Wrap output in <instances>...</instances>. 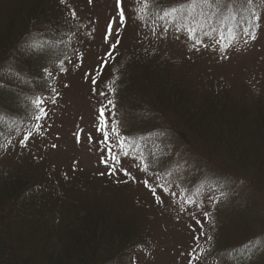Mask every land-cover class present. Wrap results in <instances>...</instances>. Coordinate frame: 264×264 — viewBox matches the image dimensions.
<instances>
[{
	"label": "rangeland",
	"instance_id": "1",
	"mask_svg": "<svg viewBox=\"0 0 264 264\" xmlns=\"http://www.w3.org/2000/svg\"><path fill=\"white\" fill-rule=\"evenodd\" d=\"M25 1L0 0V25L11 24L10 10L29 3ZM184 3L120 0L121 25L117 0H62L58 39L48 34L51 28L41 34L35 24L24 30L19 18L13 21L9 46L17 49L11 56L16 61L10 57L0 68L6 75L0 77V131L11 116L17 125L0 137L6 139L0 145L7 144L0 148V180L25 176L37 183L43 176L51 183L59 181L53 188L67 192L75 204H118L149 234L148 246L136 253L137 264H264L261 164L240 168L224 150L210 155L204 142L181 129L172 110L156 103L162 83L197 95L226 88L232 102L248 108L254 100L264 102V0L244 4L255 13L254 24L210 21L212 28L223 29L224 38L206 27L197 33L200 43L164 15ZM233 29L238 33L235 42ZM22 46L26 53L19 54ZM27 57L28 66L23 60ZM128 57H138L149 71L139 80L135 73L127 77V92L117 103L110 91L114 69ZM105 58L112 62L105 65ZM38 96L44 98L41 107L47 115L36 121L33 101ZM108 100L117 106L105 109L110 117L105 142L104 132L98 130L103 124L99 109ZM139 100L143 109L135 105ZM148 119L156 121L150 130L144 123ZM13 129L18 136H12ZM120 138H126L123 147ZM156 148L166 155L153 164ZM144 163L150 165L147 172L142 170ZM177 163L175 173L165 176ZM44 214L50 229L59 226L56 214ZM56 237H45L49 247L56 246Z\"/></svg>",
	"mask_w": 264,
	"mask_h": 264
},
{
	"label": "trees",
	"instance_id": "2",
	"mask_svg": "<svg viewBox=\"0 0 264 264\" xmlns=\"http://www.w3.org/2000/svg\"><path fill=\"white\" fill-rule=\"evenodd\" d=\"M25 2L29 3H23L14 9L9 7L11 19L9 14L7 16L11 24L0 25V68L16 54L17 49L12 51L9 42L15 31L12 22H16L17 18L19 26L24 27V30L35 24L40 28L39 33L43 34L51 28L48 32L51 33L50 36L57 39L61 37L62 28L59 23L63 15L59 4L62 0L48 1L47 4L46 0ZM261 3L259 6L263 5ZM55 42L61 44L59 40L49 41ZM59 47L58 63L62 57L61 45ZM19 52L26 53L25 47L18 49ZM23 60L27 66L30 64L29 57ZM110 62L112 61L107 63ZM33 64L36 65L35 58ZM114 70V94L112 92L111 98L116 99L117 103H120L121 94L125 95L127 92V77L135 73L139 80L149 71L148 68H143V61L138 60V57H128ZM5 76L0 71V77ZM157 79L168 81L160 77ZM122 81L126 83L122 84ZM161 88H164L162 96L156 103L167 108L168 112L172 110L181 129L185 128L204 142L210 155H218V152L224 154V150L229 156L228 160L232 159L233 164H239L240 168L261 164L260 169H264V102L254 100V105L248 108V104L232 102L226 88L220 91L215 89L204 95L186 94L174 83H162ZM142 104L143 101L139 100L135 105L143 109ZM14 119L11 116L1 126L3 131H0V137L4 134L8 136L9 129L15 124ZM155 122L153 119L145 120L146 130L154 127ZM14 135L18 136V132L13 129L12 136ZM5 140L1 138L0 143ZM4 144L7 145L2 143L0 148ZM41 178L44 181L39 179L40 182L37 183L25 176H8L2 182L0 180V264H137L136 253L148 246L149 234L145 231L144 224L126 217L118 204H75L67 198V192H57L53 188L54 183L59 181L51 183L45 177ZM44 208L61 218L59 226L50 229ZM52 233L57 234V240L53 242L56 246L51 248L45 237ZM30 252V257H27ZM228 263L230 262L227 261Z\"/></svg>",
	"mask_w": 264,
	"mask_h": 264
},
{
	"label": "snow or ice",
	"instance_id": "3",
	"mask_svg": "<svg viewBox=\"0 0 264 264\" xmlns=\"http://www.w3.org/2000/svg\"><path fill=\"white\" fill-rule=\"evenodd\" d=\"M145 3H149V0H144ZM254 2V0H244V3H241V0H231V3H227V0H185V3L181 5L180 7H173L171 10L166 11L164 13L165 16L170 18V21L173 22L177 30H183L189 39L195 40L196 43H200L199 39L197 38V33L200 31H203L206 27L211 29V31H218L220 32L221 39H223V29L219 28H212L210 21H215L220 24L225 23L227 20L237 19L240 21H243L244 25L248 24H254V21L256 19L255 13L250 11V8H245L244 4L251 5ZM120 0H117V5L119 8ZM120 13V24L123 25L124 23V11L122 8H119ZM159 15V14H157ZM239 27V25H238ZM152 31L154 32L155 29L153 28ZM243 31V29H241ZM108 34L111 35V27L109 26ZM205 35H209V32H205ZM238 36V33L236 29H233L232 31V38L233 42H235L236 38ZM255 38L254 36L252 37ZM118 43V41H117ZM35 47V45H32ZM113 49L115 48V45L112 46ZM108 55H111V52L108 53ZM107 64V59L105 58V65ZM64 70V69H61ZM51 75V73H49ZM96 81L93 80V83ZM52 91L54 92L55 89L53 88ZM110 91L114 94V89H110ZM101 95H105V93L101 92ZM36 113H34V119L36 121H39L42 117L47 115V112L44 110L41 105L44 103V98L37 97L33 101ZM108 105H112V107H115L114 103L111 100H108L107 104L103 105L99 109V117L103 120V124L100 129L104 132V140L105 142L108 141V121L110 117L105 116V109L108 107ZM112 132L119 136V133L116 131V129L113 127ZM126 138H120L118 143L123 147L125 144ZM129 147H132L129 145ZM143 151V149H141ZM157 152L159 155H157ZM155 159L153 160V164L158 162L166 153L163 152V149L156 148L151 153ZM127 155V153H125ZM110 159L115 161V157L110 155ZM141 159H145L143 155L141 156ZM105 164L108 163L107 160L103 161ZM178 163L175 164L170 170L166 171L164 173L165 176H171L175 173L178 167ZM150 165L148 163H144L142 170L147 172L149 170ZM159 175V174H158ZM162 187V185H161ZM155 191V189H153ZM223 195V194H222ZM191 200V198H189ZM194 203V201H192ZM205 216L208 215V213H204Z\"/></svg>",
	"mask_w": 264,
	"mask_h": 264
}]
</instances>
